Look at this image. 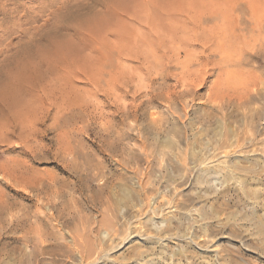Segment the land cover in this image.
Returning <instances> with one entry per match:
<instances>
[{
  "label": "rangeland",
  "instance_id": "374dc122",
  "mask_svg": "<svg viewBox=\"0 0 264 264\" xmlns=\"http://www.w3.org/2000/svg\"><path fill=\"white\" fill-rule=\"evenodd\" d=\"M102 1L62 5L74 51L0 102V264H264V0Z\"/></svg>",
  "mask_w": 264,
  "mask_h": 264
},
{
  "label": "bare ground",
  "instance_id": "6f19581e",
  "mask_svg": "<svg viewBox=\"0 0 264 264\" xmlns=\"http://www.w3.org/2000/svg\"><path fill=\"white\" fill-rule=\"evenodd\" d=\"M73 1V3L74 2H76V1H79L80 2V0H72ZM83 1V0H82ZM94 1H96V0H94ZM102 1V0H101ZM107 1V0H106ZM148 1H150L151 2V0H144V1H142V0H108V3L110 2V3H112V5H115L118 9H121L120 8V6H127V7H129V8H131V9H133L132 11H137V12H132V11H130V9H129V12L130 13H136V14H138V15H136L135 17L137 18H139L140 16H141V13H146L147 12V10H149V12L148 13H151L152 12V10H151V12H150V9H147V6H148V4L150 3H148ZM159 1H161V3H162V5L161 6H164L163 5V3L167 6H164V8H166V9H169V11H170V8H171V6L174 4V6H176L175 5V3H173V4H169L170 5V7L167 5L168 4V2H170V0H159ZM175 1H177V0H175ZM179 1V0H178ZM187 1H190L191 2V0H187ZM186 0H185V2L186 3H188ZM195 1V0H194ZM198 1V0H197ZM203 1V0H202ZM201 0H200V3H196L197 5L198 4H207L206 3V1L204 2L203 1V3H201L202 2ZM227 1H229V0H227ZM70 2H71V0H0V26L4 23V26L2 25L1 27V33H4L5 35H6V37L8 38V37H10V35H13L12 33H14V35L15 34H17V33H19V34H17L18 35V37H19V35H20V37H21V39H22V42L24 43V45H23V43H21L23 46H21L20 45V47H18L17 45L15 46V47H13V48H19V49H14L15 51H12L13 49H12V47H10L9 45H7V47L5 48V50L3 51L4 53V57L2 58V61H1V67H0V102L1 103H11V104H14V106L16 105L17 106V101H21L23 98L21 97L22 95H23V93H24V91L26 92L27 90H26V88L27 87H29V85H34V84H37V86H38V83H39V85L40 84H42V83H40V81H38V80H41L42 78H44V77H46V75H47V72L48 71H51L52 69L54 70V67H55V70H57L58 69V67H57V69H56V65L58 64H56L55 65V62H57L56 60H57V58H58V61H59V57H57L58 55H60V54H58V53H62L63 51L64 52H66L65 54L66 55H68L67 57H69V53H71L72 51H74L73 50V48L74 47H72L71 45H72V43H71V41L73 42V37L72 36H70V38L72 39L71 41H70V44L71 45H69L67 42H63V43H61L62 41H63V39H65L66 38V36H69V34L68 33H66V32H63V31H65V30H60L61 32H63V33H66V36H64L65 34H63V33H60V31H58V28H59V24H60V22L62 23L63 21H66V19L68 18V20H70L69 22H74L75 23V21L78 19V17L81 15V13H83L82 11L83 10H81V12H79V16L77 17V16H75V15H73L72 13H73V9H70L69 11H72V15H69V14H65V12H61V13H64L65 14V16L62 18V15H61V13H60V11H61V8H63L62 7V5L64 6V4H66L68 7L69 6H71L72 4H70ZM97 2H99V0H97ZM156 2V4H157V1H155ZM172 2V1H171ZM174 2V1H173ZM184 2V1H183ZM183 2H181V4L183 3ZM208 2V1H207ZM100 3H103V1L102 2H100ZM99 3V4H100ZM107 2H105V0H104V4H106ZM152 3V2H151ZM149 4V6H151L152 4L153 5H156V4H154V3H152V4ZM219 3V2H218ZM222 3V2H221ZM221 3H219V5L221 4ZM224 3V2H223ZM221 4L222 6L224 5V4ZM77 4V3H76ZM79 4H81V3H79ZM92 4H94L93 2H92ZM159 4V3H158ZM158 4L156 5V6H158ZM176 4H178V3H176ZM194 4V3H193ZM193 4H191V5H193ZM195 4V5H196ZM209 4V3H208ZM213 4V3H212ZM212 4H209V6H211ZM74 5V8L76 7L75 6V4H73ZM72 5V6H73ZM86 4L83 2V6H85ZM95 5H98L97 3H95ZM94 5V6H95ZM107 5V4H106ZM190 5V3H189V7L191 6ZM202 5V6H203ZM214 5L216 6V4L214 3ZM225 5H227V2H225ZM71 6V7H72ZM83 6H80L79 5V8H82ZM105 6V5H104ZM160 6V5H159ZM174 6L172 7L173 9H175L176 10V8H174ZM183 6H185V3H184V5H182V6H179V4L176 6L177 7V9L178 8H180V10L178 9V10H176L175 12H177V14L179 13L178 11H180V13L181 12H187V10H189L190 8L189 7H186V9L185 10H183L182 9V7ZM194 6V5H193ZM201 5L199 6L198 5V7L200 8V10L202 9V8H208V9H206L207 11H208V13L209 12H211L210 10H209V6L207 7L206 5H204L203 7H202ZM215 6H213L214 8H215ZM64 7H66V6H64ZM68 7H66V8H68ZM152 8H153V6H151ZM151 7H148V8H151ZM202 7V8H201ZM217 7H218V4H217ZM65 8V9H66ZM70 8V7H69ZM73 8V7H72ZM86 8H89V6L87 7V5H86V7L85 8H83V9H86ZM110 8V7H109ZM114 9V7H111L110 9ZM151 8V9H152ZM158 7H156V9H157ZM192 8V7H191ZM194 8V7H193ZM193 8H192V10H193ZM198 8V9H199ZM112 9V10H113ZM124 10H127L128 8H126L125 9V7L123 8ZM195 9H197V7L195 8ZM213 9V8H212ZM124 10H123V12H124ZM146 10V12H144ZM154 10H155V6H154ZM158 10V9H157ZM160 10H162V9H160ZM160 10H158V11H160ZM183 10V11H182ZM191 10V11H192ZM205 10V9H204ZM62 11H64L63 9H62ZM65 11H67V10H65ZM76 11V10H75ZM78 11H79V9H78ZM116 11V10H115ZM163 12H167V11H164V10H162ZM172 11V10H171ZM198 11V10H197ZM213 11V10H212ZM215 11V10H214ZM77 12V11H76ZM75 12V13H76ZM126 13H127V11H125ZM128 12V13H129ZM160 13L159 14V16L161 15V14H163V15H165L164 13ZM173 12V11H172ZM183 12V13H184ZM85 13V12H84ZM129 13V14H130ZM179 13V15H181ZM189 13H190V11H189ZM203 13V12H202ZM208 13H207V15L205 16V17H207L208 16ZM89 14V13H88ZM128 14V16H130ZM147 14V13H146ZM145 14V15H146ZM153 14V13H152ZM155 14V13H154ZM153 14V15H154ZM171 14V13H170ZM174 13H172L171 15H173ZM185 14H187L188 15V12L187 13H184L183 15H185ZM191 14V16H192V13H190ZM199 14V16L197 15V13L196 14H194V15H197L198 16V18L201 16V15H203V14H201L200 15V13H198ZM211 14V13H210ZM78 15V14H77ZM87 14L85 13V16H86ZM122 15V14H121ZM124 15H127V14H124ZM148 15V14H147ZM146 15V16H147ZM152 15V16H153ZM156 15V14H155ZM167 15V14H166ZM171 15H169V16H171ZM176 15V14H175ZM172 16V17H176V16ZM75 16V17H74ZM82 16V15H81ZM84 16V15H83ZM131 16H134V15H131ZM152 16L150 15V19H152ZM157 17H159L158 15H156ZM169 16H167V18L169 17ZM135 17H134V20H136L135 19ZM143 17H144V15H143ZM148 17V16H147ZM157 17H156V19H157ZM165 17V16H164ZM172 17H171V21H172V23H174V21H173V19H172ZM194 18H195V16H193ZM193 17H191V18H193ZM201 17H203V16H201ZM205 17H203V19L205 18ZM211 16L209 15V17H207V18H210ZM82 18V17H81ZM81 18H79V19H81ZM129 19H130V17H128ZM127 18V19H128ZM153 18H155V17H153ZM163 18V16L161 17V19ZM166 18V17H165ZM165 18H163V20H166ZM189 18H190V16H189ZM207 18H205V21L206 20H208ZM87 19V16L85 17V19L84 20H86ZM122 19H123V17H122ZM131 19H133V18H131ZM130 19V20H131ZM140 19V18H139ZM138 19V21H140L141 19H143V18H141L140 20ZM203 19H201L200 18V20L199 21H203ZM82 20V19H81ZM129 20V21H130ZM145 20V19H144ZM168 20H170V18H168ZM191 20H198V19H191ZM124 22H125V17H124V20H123ZM128 21V22H129ZM137 21V20H136ZM153 21H156V20H153ZM162 21V20H161ZM167 21V20H166ZM176 21V20H175ZM178 21H180V20H178ZM182 22H183V20H181ZM185 21V20H184ZM41 22V24H39V26H35L33 23H40ZM81 22V21H80ZM79 22V23H80ZM82 22H83V20H82ZM131 22H133V20L131 21ZM131 22H129V23H131ZM145 22V21H144ZM147 23H148V21H146ZM151 22H152V20H151ZM159 22V21H158ZM158 22L156 21V23L158 24ZM165 21H163V23H164ZM64 23V22H63ZM62 23V24H63ZM66 23V22H65ZM138 23V22H137ZM140 23V22H139ZM154 25L153 26H156L155 25V23L154 22H152ZM160 23V22H159ZM162 23V22H161ZM166 23V22H165ZM164 23V24H165ZM171 23V22H170ZM168 21H167V24L169 25L170 24ZM180 23V22H179ZM185 23H186V21H185ZM194 23H197V21H195ZM203 23V22H202ZM201 23V24H202ZM5 24H8V25H5ZM34 26H33V25ZM72 24V23H71ZM125 24V23H124ZM141 24H142V22L140 23V27H141ZM167 24H165V26H167ZM175 24H176V22H175ZM188 24V23H187ZM66 25H69V24H66ZM72 25H74V24H72ZM71 25V26H72ZM127 27H129L130 26V24H128L127 23ZM132 25H133V23H132ZM150 25H152V24H150L149 23V26ZM162 25L163 24H160V27H162ZM173 25V24H172ZM70 26V25H69ZM164 26V27H165ZM170 26V25H169ZM62 27H65V26H62ZM68 27V26H67ZM73 27V26H72ZM123 27H125L124 25H123ZM127 27H125V28H127ZM136 28H137V26H135ZM158 27V26H157ZM172 27V26H171ZM176 27V26H175ZM178 27V26H177ZM61 28V27H60ZM70 28V27H69ZM118 28V27H117ZM119 28H120V26H119ZM118 28V29H119ZM122 28V27H121ZM146 28H151V27H146ZM159 28V27H158ZM167 28H168V26H167ZM62 29V28H61ZM65 29V28H64ZM117 29V30H118ZM129 29H131V30H129V31H133L134 30V28H132L131 26L129 27ZM133 29V30H132ZM139 29V28H138ZM138 29H135L134 30V32L135 33H137V35H133L134 37H139L138 36V34L139 33H143L144 31H141V32H139L140 31V29H139V31H138ZM148 29V31H153V30H149ZM153 29H155V28H153ZM165 29H166V27H165ZM177 29V28H176ZM176 29H174V31H172V32H176L175 30ZM69 30V29H68ZM67 30V31H68ZM73 30H74V28H73ZM116 30V31H117ZM125 31H126V29H124ZM123 29H122V31L120 32L119 31V34L120 35H122L123 37H121V39H120V37H119V39L120 40H118L119 41V43H121L120 41H122V40H126V39H124L125 37H127V35L128 36H130V33L129 34H126V32H123L124 31ZM139 32H137V31ZM142 30V29H141ZM159 30H160V28H159ZM163 31H164V29H162ZM162 30L160 31V32H162ZM169 30V28L167 29V31ZM171 30H173L172 28H171ZM70 31V30H69ZM128 31V30H127ZM156 31V30H155ZM16 32V33H15ZM118 32V31H117ZM117 32H116V34H117ZM146 32V31H145ZM144 32V33H145ZM154 32V31H153ZM152 32V33H153ZM69 33H71V32H69ZM135 33H131V34H135ZM147 33V32H146ZM151 33V34H152ZM156 32H154L153 34H155ZM157 33H159V32H157ZM165 33H167V32H165ZM169 33H171L170 31H169ZM61 35L62 34V36H64L65 38H63V39H59V42H57V41H55V38L57 37V35ZM68 34V35H67ZM72 35H73V32L71 33ZM70 34V35H71ZM149 33H147V34H145V35H148ZM162 35H165L166 36V34H163V32L161 33ZM13 35V36H14ZM59 35V36H60ZM140 35V34H139ZM143 35V34H142ZM142 35H140V36H142ZM144 35V36H145ZM155 35H157L156 37H158V34H155ZM167 35H168V33H167ZM171 35H172V33H171ZM170 35V36H171ZM74 36V35H73ZM119 36V35H118ZM132 36V35H131ZM131 36H130V38H131ZM151 36V35H150ZM152 36H154V35H152ZM159 36H161V35H159ZM17 37V36H16ZM19 37V38H20ZM173 37V36H172ZM198 37V36H197ZM7 38H6V40H7ZM15 38V37H14ZM123 38V39H122ZM129 38V39H130ZM149 38V37H148ZM164 38V37H163ZM166 38V37H165ZM67 39H68V37H67ZM128 39V40H129ZM138 39V38H137ZM140 39H145V37L143 38V37H140ZM152 39H154L153 37L150 39L149 38V40H152ZM158 38H155V42H156V40H157ZM160 39V38H159ZM17 40H18V38H17ZM57 40V39H56ZM60 40H62V41H60ZM66 40V39H65ZM68 40H70V39H68ZM134 40V39H133ZM146 40V39H145ZM162 39H160V41H161ZM135 41V40H134ZM134 41L133 42H131V43H134ZM159 41V40H158ZM157 41V42H158ZM174 41V40H173ZM19 42V41H18ZM124 42H127V40L126 41H124ZM141 42H142V40H141ZM144 42V41H143ZM153 42V41H152ZM151 42V43H152ZM163 42V41H162ZM188 42V41H187ZM136 43V42H135ZM145 43H147V42H144V44ZM150 43V42H149ZM154 43V42H153ZM163 43H165V40H164V42ZM171 43H174V42H171ZM190 43V42H189ZM17 44H19V43H17ZM68 44V45H67ZM123 44H126V43H123ZM122 43H121V46L123 45ZM141 44V43H140ZM139 44V45H140ZM155 44V43H154ZM158 44H159V42H158ZM161 44V43H160ZM188 44V43H187ZM118 45H120V44H118ZM132 45V44H131ZM135 46H137L136 44H134ZM134 45L132 46V47H134ZM142 45H143V43H142ZM147 45V44H146ZM150 45V44H149ZM11 46H12V44H11ZM72 47V50H71V47ZM129 46V48H131L130 47V44L128 45ZM152 46V45H151ZM137 47H139V46H137ZM150 47V46H149ZM159 47V46H158ZM123 48H125V46H123ZM135 48V47H134ZM142 49H143V47H141ZM147 48V47H146ZM155 48H157L156 47V44H155ZM155 48H154V46L151 48V50L152 49H154L155 50ZM140 49V48H139ZM149 49V48H148ZM124 50V49H123ZM127 50V49H126ZM131 50H133L134 51V49H131ZM131 50H129L128 49V51H131ZM146 49H144V51H145ZM151 50L149 51L150 53H152V52H155L154 50L151 52ZM157 50V49H156ZM127 51V52H128ZM138 51V50H137ZM135 52H136V49H135ZM135 52H130L131 54L130 55H135L136 53ZM145 52H147V51H145ZM68 53V54H67ZM74 53V52H73ZM129 53V52H128ZM135 53V54H134ZM140 53V52H139ZM142 53V52H141ZM144 53V52H143ZM150 53H146V56H147V54H149V56H150ZM2 54V55H3ZM65 54H64V56H65ZM138 54V53H137ZM154 54H156V53H154ZM193 54V53H192ZM62 55V54H61ZM60 55V56H61ZM73 55V54H72ZM145 55V54H144ZM152 55H153V53H152ZM63 56V57H64ZM71 56V55H70ZM191 56H193V55H191ZM66 57V56H65ZM66 57V58H67ZM148 57V56H147ZM155 57V56H154ZM150 58V57H149ZM152 59H153V57H151ZM144 59H146V58H144ZM149 61H150V59H149ZM154 62H152V64H153ZM150 64H151V62H150ZM69 65V64H68ZM70 65H71V63H70ZM69 67H71V66H69ZM48 70V71H47ZM54 70V71H55ZM45 71H47L45 74V76L44 77H42L41 79H39L40 78V75H42V73L43 72H45ZM52 73V72H51ZM67 73V72H66ZM69 74H70V72H68ZM44 74V73H43ZM48 76H49V74H48ZM51 76V75H50ZM49 76V77H50ZM48 77V78H49ZM53 79H49V80H53L54 81V77L55 76H51ZM31 79H33L32 81H34V84H33V82L31 81ZM42 81H45V80H42ZM41 81V82H42ZM53 81H51V82H53ZM31 82V83H30ZM53 83H56V82H53ZM46 84V83H45ZM52 84V83H51ZM50 84V86H54V85H51ZM57 84V83H56ZM34 86H36V85H34ZM33 87V86H32ZM39 87V86H38ZM151 87L152 88H154L155 87V85H154V83H153V80L151 81ZM30 88H31V86H30ZM25 94V93H24ZM24 96V95H23ZM22 98V99H21ZM21 99V100H20ZM24 100H25V98H24ZM4 104H2V107L4 106ZM9 104H8V106H9ZM22 104H24L23 103V101H22ZM26 104V103H25ZM7 106V107H8ZM10 107V106H9ZM8 107V108H9ZM13 107V106H12ZM12 107H10V108H12ZM18 107H19V104H18ZM14 108V107H13ZM5 109L6 110H8L6 107H5ZM20 109V108H19ZM18 109V110H19ZM24 109V111L26 110L25 108H23ZM21 110V109H20ZM19 110V111H20ZM22 111V110H21ZM23 111V112H24ZM25 112H27V111H25ZM29 113H31V112H29ZM26 114V113H25ZM19 115H20V112H19ZM21 117V116H20ZM16 118V117H15ZM17 119H18V116H17Z\"/></svg>",
  "mask_w": 264,
  "mask_h": 264
}]
</instances>
